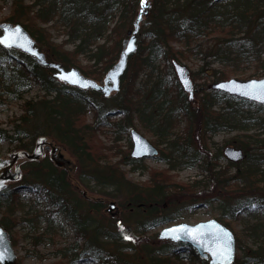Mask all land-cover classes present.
Returning a JSON list of instances; mask_svg holds the SVG:
<instances>
[{"label":"trees","instance_id":"obj_1","mask_svg":"<svg viewBox=\"0 0 264 264\" xmlns=\"http://www.w3.org/2000/svg\"><path fill=\"white\" fill-rule=\"evenodd\" d=\"M6 1L0 0V12ZM9 1H11V11L3 18V21L22 25L36 44L48 48L50 34L42 26L52 22L53 27H63L69 34L68 42H73L75 46L69 52L63 50L62 45L51 42L53 51L59 55L55 58L64 68L76 67L85 76L96 81L102 79L100 74L90 75L89 71L83 69L84 66L77 60L78 55H83L96 66L103 62V68L99 71L105 76L104 74L114 66V61L120 58L124 42L115 41L113 46L109 47V41H106L95 49L91 46L95 41L105 38L109 31L108 23L114 18L113 12L118 10L119 6L122 8L118 21L122 23L123 28L131 27V31L134 30L131 19L132 15L136 14L135 4L132 2L128 5L127 0ZM147 18L149 23L143 26L140 33L138 32L137 50L135 54L131 53L129 56L132 61L128 59L126 69L121 76L123 85L120 94L117 92L106 97L95 91V94L102 98V104L92 99L89 92H83L63 82L59 83L46 71L45 67L38 66L29 55L3 49L0 45V103L5 100H20L24 114L16 119L18 124L13 126L12 135H9L6 130H0V137L7 139L10 143H16L15 149L29 150L31 145L28 146L25 140L32 139V136L42 133V130L47 133L51 129L54 138L60 141V144L66 145L76 156L81 158L85 156L92 163L106 165V170L101 166L98 173L96 170L93 175L84 174L85 179L94 183L95 186H100L102 190H120L124 187L121 185V180L125 179V174L122 171V175L117 174V171L124 160L112 162L111 155L98 154L94 131L98 125L101 127L110 122L109 110H105L107 106L113 105L121 109L124 113L123 121H132L133 112H135L142 127L160 137L161 141L155 142L156 144L167 143L159 160L168 163L172 168L173 165L175 167V163L189 167L200 163L203 166L206 180L194 182L193 188L204 192L213 186L220 190L231 188L241 192V196H235L232 199L226 198L231 194L226 195L224 192H221L220 196H211L218 200L221 219L226 220L225 223L221 222L234 233L236 243L239 244L241 240L232 222L237 220L242 212L252 217H255L258 212H264V167H262L264 154L255 155L251 151L254 144L264 146V138L259 133L235 136L238 143L235 147L241 148L247 159L243 162L228 160L227 168H215L212 162L219 163L225 159L224 152H216L217 155L213 154L216 155L215 157L202 155L194 145L192 122L197 118L196 130L199 129L201 137L208 133L213 135L226 125L233 130L245 132L254 126L264 127V115L259 116L264 114V105L233 98L217 90H211L208 93L205 92L208 87L202 85L198 87L199 94H208L202 95V104L196 110L198 114L193 116L191 102L177 80L171 61L183 62L182 60L191 55H203V57L214 56L216 61H225L224 64L232 65L238 57L246 56L253 61H258L259 68L264 69V59L261 58L264 50V0H230L227 3H219L217 0H155L152 15ZM118 28L119 25L114 29L115 36ZM211 31L216 33L215 42L207 52L202 49V44L192 46L191 40L207 36ZM171 41L183 43L184 50L173 51L170 46ZM187 48H193L195 55L188 52ZM170 55L172 58L169 57ZM161 57L165 61V69H160L157 63ZM105 58L108 59L105 60ZM129 71L130 75L127 74ZM199 71L205 72L204 67H201ZM139 76L144 78L140 80L139 88H135L134 81ZM227 78H229L227 74L215 72L213 81ZM32 86L39 87L43 92L40 99L35 101L25 98ZM220 102L226 105L222 110L217 111L214 107ZM252 108H255L254 114H250ZM88 109L95 111L94 125L86 122ZM182 117L184 120L189 119L184 135L180 131ZM36 123H42V129L37 130ZM25 124L34 125V130L32 131L31 128L26 130L23 126ZM48 162L49 171L45 173L46 176H41L32 170L29 172L30 175H25L23 179L28 180L26 185L30 191L48 188L45 195L49 203L54 206V211H47L45 215L40 214L38 210L34 213L24 212L21 215L18 214V217L15 213L17 214L24 207L14 200V191L5 189L0 192V195L5 196L6 203L0 206V210L5 207L0 224L11 234L13 245L15 240L12 236V228L18 220L27 225L28 231L33 236V243L37 245L46 236L52 241L51 236L55 229L54 217L57 213H63L67 221H70L76 239L66 248L56 250L62 260V263L58 264H186L185 258L193 261L197 259L199 264H208L206 258L185 242L165 239L167 242L164 244H153L150 248L146 246L147 249H142L140 246L133 247L135 238H139L149 229L168 220L164 203L159 204L150 198L152 195H135L130 203L138 209L150 210L149 214L150 212L151 214L164 213L162 218L157 216V218H149V214L141 213L142 219L138 221L140 225L137 228L139 229L137 235L128 229H125L124 234L122 232L111 234L114 231L110 230L101 231V222L90 215V212L101 204L91 200V207L85 209L74 198L75 190H71L70 182L65 181L62 176L58 177L55 174L56 166L50 160ZM130 162H136V160L133 158ZM230 168L235 169L234 173L230 172ZM128 183L131 184V182ZM156 184L158 189L154 191V194L157 193L156 195L160 197L164 193V189L160 187L162 182L157 181ZM209 203L211 204L212 200H209ZM42 223H46V230L39 234V226ZM129 232L132 234L131 239H126L125 235H130ZM251 234L256 238L264 235V221L251 224ZM103 236L108 240H105ZM263 263L264 241L242 258L237 257L235 262V264Z\"/></svg>","mask_w":264,"mask_h":264},{"label":"rangeland","instance_id":"obj_2","mask_svg":"<svg viewBox=\"0 0 264 264\" xmlns=\"http://www.w3.org/2000/svg\"><path fill=\"white\" fill-rule=\"evenodd\" d=\"M140 1L141 0H127L128 5L132 4V2L135 4L136 14L132 15V19H131L132 25L139 11ZM154 1L155 0H149V2L151 3V9L149 12L150 17L152 15V7ZM217 1H219V3H227L230 0H217ZM26 2H30V0H26ZM10 4L11 1L9 0L5 2V5L3 6L2 11L0 12V23L3 22V18L7 16L11 11ZM121 8L122 7L119 6L117 8L118 10L113 12L114 18L108 23L109 31L106 33L105 38L95 41L94 45L91 46V48L95 49L96 46L103 45L104 43H106V41H109V43L108 42L107 43L109 47H111L113 46V42L115 41L124 42V40L129 37V34L132 32L131 27L123 28L122 23L118 21V16L121 12ZM149 15L144 17L143 21L141 22L139 33L143 28V26L149 23L147 20L148 19L147 17ZM51 24L52 22L44 24L42 26L46 28L48 33L51 35V36L49 35V48L40 44H37V46L45 53L48 62L57 63L60 64V66H62L59 60L55 58L59 55L53 51V45L51 44V42L56 45H62V49L69 52L73 50L75 44L73 42H68L69 34L66 32V30L63 27H53V25ZM118 25H119L118 28L119 30L117 32V35L115 36L114 29ZM139 33L137 34V36L139 35ZM215 36L216 33L211 31L209 34H207V36H204L202 38H196L195 40H191V42H193L192 46H196L197 44L199 45L202 44L203 45L202 49L205 52H207V50L210 47H212V45L214 44ZM107 37L110 39L108 40ZM183 45H184L183 43L180 44L179 42L176 41H171L170 43V46L173 51L184 50ZM192 50L193 48L191 49L187 48L188 52L194 53L195 55V52ZM169 57L172 58L171 55ZM261 58L264 59V50L261 55ZM106 59L108 58H105V60ZM77 60L80 62L82 66H84L83 69L90 72V75H95L99 73L100 76L102 77V79L99 82H102L104 76L102 72L99 70L103 68V62L99 63V65L96 66L95 63H93L83 55H78ZM216 60L217 59L214 56L203 57V55L200 56L191 55L187 59L182 60L183 62H181L182 64H185L189 68L194 85H196L194 100L190 101L191 107L194 110L192 111L194 112L193 116L198 114L196 110L202 104L201 103L202 95L210 93L211 89L209 88L214 83L213 79L215 77V72H223L227 74L229 78H237L241 80H248L252 78L259 79L264 77V69L259 68L258 61L255 60L253 61L251 60L250 57L240 56L236 59L235 62H233L232 65L224 64L225 61L220 62ZM117 61L118 60L114 62L116 63ZM129 61H132V58H129ZM157 63L159 64L160 69L166 68L165 61L162 57L158 60ZM201 67H204L205 72L199 71ZM70 68L73 67L69 66L68 68L65 69H70ZM46 71L53 76L55 70L46 68ZM254 71H256L255 74H252V72ZM127 74L130 75V71ZM143 78L144 76H139L138 78L135 79L134 81L135 88H139L140 80ZM55 79L59 83L62 82L58 80L56 77ZM122 85L123 83L121 84L120 82V89L118 91L119 92L118 94H120L121 92L120 90L122 89ZM202 85L204 87H208V89L205 91L208 93L199 94L198 87ZM88 94L98 104L103 103V101H101L102 98L97 96L95 92L91 91ZM42 95L43 92L40 91L39 87L32 86L30 92L25 96V98L26 100L35 101L37 99H40ZM186 96L188 97L187 94ZM21 103L22 102L20 100L18 101L5 100L0 103V130H6L9 135H12L11 130L13 129V126L15 124H18L16 119L24 115L23 110L21 109ZM225 105L226 104L220 102L215 105L214 109L220 111ZM106 109L109 110L108 117L110 122L105 124L104 126L101 125V127L98 125V128L95 129L94 131V135H95L94 140L96 142V150L98 154H102L106 156L111 155L112 162L120 161L121 159L124 160L120 163L119 169L117 171V174L118 173L121 174V171L122 173L125 174V179L122 178L121 180V185L124 187H122V189L120 190L117 189L116 190L110 189L107 191L102 190L100 186H95L94 183L89 182L87 179H85L84 174L90 176L93 175L96 172V170L98 173L99 168H101V166L106 170V165L102 163H101L102 165L101 164L97 165L96 163L90 162V160L86 159L85 156L82 158L76 156V154L72 150H69L66 145L60 144V141L54 138V133L51 131V129L47 133L43 132L42 130V133L34 135L32 136L33 137L32 139H27L24 141L28 144V146L31 145V148L29 149L30 151H32L33 148L35 147L36 139L39 136L48 137L49 142H52L54 143L55 146L59 147L60 154L62 156L64 155L65 159L70 160V164L68 165L67 168H62V167L59 168L56 166L57 169L55 174L58 177L62 176L65 181L70 182L71 190L72 191L75 190L73 191L75 197L74 196L72 197L76 198L78 202H80L85 209H89L91 207V203H90L91 200H94L95 202L101 204V206H99L98 208H94L93 211L90 212L91 216L96 217L101 222L102 224L101 231L106 232V230H110V231H114L111 234H114L116 232L117 233L122 232L124 234L126 232L125 229L126 230L128 229L130 232L132 231L131 233L137 235L139 230L137 228L140 225L138 221L142 219L141 213L149 214L150 210L138 209L134 204L130 203V201L133 199L132 197H135V195H139V196L152 195L150 198H153V200H155L159 204L164 203V206L166 208L165 213L168 216V220L157 227H153L149 229L139 238L138 237L135 238L133 240L134 242L133 247L140 246L142 249H145L146 246L147 248H150L151 245L153 244H158V243L164 244L165 242H167L166 240L170 241L171 240L170 238L160 237L162 230L180 223L195 225L199 222L208 221L210 219H216L218 221L220 220L219 222L224 221V223L226 222L225 219L224 220L221 219L222 214H221V208L219 207L218 204L219 203L218 200L211 198V196L212 197L220 196V193L224 192V194L226 195L231 194L229 196H226V198L232 199L235 196L236 197L241 196L242 195L241 192L235 191L231 188L220 190L217 189L216 187L213 188V186H211L209 189L205 190L204 192L199 191L195 187L193 188L192 186H194V182L197 181L205 182L206 180L205 178L206 173L203 172L204 168L203 166L200 165V163L193 167H189L186 165H177V163H175V167L174 165L173 168L170 167L168 163L159 160V157L161 156V152L162 150H164L165 144L167 143H161V145L156 144L155 142L161 141L160 137L156 136L153 131L150 132L146 131L142 127V124L139 122V118L135 112H133L132 121H123L122 119L124 113L117 106L114 107L113 105L110 107L107 106L105 107V110ZM254 112H255V108H252L250 110V114H254ZM263 115L264 114H259L260 117H262ZM182 119L183 120L182 123L180 124V131L184 135L185 129L186 127H188L189 119L186 118V120H184V117H182ZM95 120H96L95 111L92 109L90 110L88 109V112L86 113L87 124L94 125ZM196 121L197 118L193 119L192 126H194V130L191 129V131H193L192 136L195 140L194 143L195 148H197V150L201 152L202 155H206V156L210 155V157L212 155V157H215L217 155L216 152L218 151L224 152L225 148L228 146L235 147V145H238V143H236L235 136L240 134L242 135L244 133H259L261 137L264 138V127L254 126L250 130L242 132V131L233 130L228 125H226L225 128L214 133L213 135L208 133L206 135H202L201 137L198 131L199 129L196 130V126H197ZM36 125H38L37 130L38 128L42 129L43 126L42 123H36ZM23 126L26 128V130H30V128L32 129V131L34 130L33 129L34 125L32 124H27V125L25 124ZM131 129L137 130L158 149L159 152L156 158L154 156L144 157L140 159H135L136 162H130V159H133L131 158L132 157L131 153L133 148L132 142H130ZM53 138L56 140H54ZM226 143H230V144H226ZM15 145L16 143L14 142L10 143L7 139L0 137V157L8 156L9 152L17 150L15 149ZM253 146L254 147L251 149V151L255 155L264 154V151H262L264 149V146L255 145V144ZM213 154L216 155L214 156ZM245 159H247L246 154L244 159L238 162L241 161L243 162ZM48 160H50L54 164L53 160H51L49 152L47 153V155H45L42 159L38 161L21 162L22 177L24 178V176L28 175L29 172L32 170L34 173H38L41 174V176H44L45 173L49 171L47 166L49 163ZM184 160L186 161L187 159ZM212 166H215V168H219V167L227 168L228 160L225 158L219 161V163L213 161ZM262 167H264V164L262 165ZM234 171H235L234 168H230L231 173H234ZM23 178H21V180L17 183L10 181L7 184V187L5 188L6 190L14 191V196H13L14 200L22 204L24 207L17 214L15 213V215L19 217V215L23 214L24 212L34 213L37 210L39 211L40 214L45 215L47 211H51V212L54 211V206L51 205V203H49L48 201L49 199L45 195L47 194L46 192L48 188L36 190L35 192L30 191V189L26 185V183H28V180H25ZM157 181L162 182L160 187L164 189V193L160 195V197L156 195L157 193L154 194V191L158 189V184H156ZM128 182H131V184H129ZM209 200H212L211 204L209 203ZM0 203H1L0 206L6 204L4 195H0ZM112 203L116 205V209L110 211L109 206ZM84 208H82L83 211H85ZM4 209L5 207H2V210H0V220L4 216L2 215V211L5 212ZM163 215L164 213H160V212L159 213L154 212L152 214L150 212L148 217L162 218ZM54 220H55V227H54L55 229L51 236L52 241H50L46 236L45 238H42L41 243L37 245L33 243L32 240L33 236L28 231V227L26 224L18 220V222L13 226L12 236L15 240L14 250L17 256L18 264L62 263V260L60 259V256L56 252V250L61 248L64 249L67 246L73 244L76 239V236L72 228V225L69 220L67 221L65 214L57 213V215L54 217ZM118 221L119 224L117 223ZM257 221H264L263 211L255 214V217L248 216L245 212H242L240 213L238 219L232 222V226L234 227L235 231L237 232L241 240L239 244L236 243L237 257L242 258L245 254H247V252L250 253L251 250L257 248L264 241V235H262L260 238H256L254 237L255 235L251 234V224ZM113 223L114 225H112ZM38 224L39 223L37 222V226ZM45 230H46V223H42L39 226L38 233L39 234L43 233L45 232ZM131 233L130 235H125V236L131 237L132 235ZM104 237L105 236H103V238ZM64 260L66 261V259ZM184 260L186 264H199V261L197 259H194L193 261L190 260L189 258H185ZM206 260H208V264H209L210 259L206 258Z\"/></svg>","mask_w":264,"mask_h":264},{"label":"water","instance_id":"obj_3","mask_svg":"<svg viewBox=\"0 0 264 264\" xmlns=\"http://www.w3.org/2000/svg\"><path fill=\"white\" fill-rule=\"evenodd\" d=\"M150 9L151 3L149 0H143V2L142 0L140 1V10L134 20V30L132 37L129 41H124V48L121 52L120 58L118 62L106 73L104 85H100L95 80L85 77L77 68L73 67L66 70L60 66V64H51L48 62L46 60L45 53L39 51L38 47L35 46V40L20 24L12 25L7 22L0 23V29L2 30V34H0V40H3L5 37H9L11 46H8L6 43H0V45L3 47L20 49L23 52L38 59V61H40L43 65L48 64L49 66L56 68L57 72L54 74V76L61 79L65 83H68L69 85H74L81 89H107L106 94H109L111 91H117L120 87V77L126 68L128 57L131 52L137 49V45L135 43L136 34L144 17L149 14ZM5 29H7V31H5ZM16 29H19V33H16ZM14 33L16 34L13 35ZM127 42L129 43L127 47H125ZM172 65L182 89L188 94V99L193 101L195 95V85L190 75L189 68L185 64L179 63L176 60H173ZM252 82H256L257 87H259L260 84H264V77L259 79L252 78L248 80L229 78L227 80L214 82L211 85V88L213 90H219L221 92L227 93L230 96L264 105V102H261L260 100L241 94L242 91L248 90L246 86L251 85ZM221 85H224V87H220ZM131 138L133 142L131 156L133 158L140 159L144 157H152L157 154V148L137 130H131ZM48 150H50V157L51 160H53L55 166L59 168L68 167L70 160L65 159L64 155L62 156L60 154L59 147L55 146L54 143L49 142L48 137L39 136L36 139L35 147L32 151L17 149L9 152L8 156L0 157V191L4 190L10 181L16 182L22 178L21 162L38 161L47 154ZM224 155L232 162H238L245 157L242 149L230 146L225 148ZM115 208L116 205L114 203L110 204V211ZM173 229L177 231H171ZM184 229H199V233L184 231ZM225 233L227 236L224 235ZM215 235L220 236L221 239L219 241L216 240ZM176 236L179 238H174ZM193 236H196V239H193ZM160 237L170 238L175 242L187 243L201 256L204 258H209V264H234L236 260L237 246L235 235L228 227L216 219L199 222L195 225H189L187 223L173 225L162 230ZM218 244H223L227 249L224 255L213 254L212 250L217 248ZM0 255L4 257L3 259H0V264H18L17 256L11 240V235L1 225Z\"/></svg>","mask_w":264,"mask_h":264},{"label":"snow or ice","instance_id":"obj_4","mask_svg":"<svg viewBox=\"0 0 264 264\" xmlns=\"http://www.w3.org/2000/svg\"><path fill=\"white\" fill-rule=\"evenodd\" d=\"M142 2H143V0H142ZM5 31H7V29H5ZM16 33H19V29H16ZM16 33H14L13 35H15ZM0 43H6V44H8V46H11V42H10L9 37H5L3 40H0ZM220 87H224V85H221ZM246 87L248 90L242 91L241 94L246 95V96H250L251 98H254V99L260 100L261 102H264V84H260L259 87H257L256 82H252L251 85H248ZM171 231L175 232L177 230L173 229ZM184 231L199 233V229H192V230L184 229ZM224 235L227 236L226 233ZM174 238L178 239L179 237L176 236ZM126 239H131V238L126 237ZM193 239H196V236H193ZM215 239L219 241L221 238H220V236L215 235ZM212 251H213V254H215V255H224L225 252L227 251V249L224 247L223 244H218L217 248L213 249ZM3 258L4 257L2 255H0V259H3Z\"/></svg>","mask_w":264,"mask_h":264},{"label":"flooded vegetation","instance_id":"obj_5","mask_svg":"<svg viewBox=\"0 0 264 264\" xmlns=\"http://www.w3.org/2000/svg\"><path fill=\"white\" fill-rule=\"evenodd\" d=\"M0 34H2V30H0ZM126 45H128V43L126 44ZM35 46L36 47H38L36 44H35ZM3 49H5L4 47H2ZM7 49H9V50H12V51H18V52H21V53H24V54H27V53H25V52H23L22 50H20V49H13V48H7ZM38 49H39V51H42L39 47H38ZM27 55H29L31 58H32V60L38 65V66H41V67H45V68H52V69H54L52 66H49L48 64H46V65H43L40 61H38V59H36L35 57H33L32 55H30V54H27ZM47 60V59H46ZM51 63V62H50ZM51 64H53V63H51ZM55 71H54V73H53V75L57 72V70L56 69H54ZM85 77H87V76H85ZM89 78V77H88ZM92 79V78H91ZM94 80V79H93ZM104 80H105V77H104V79L102 80V82H99V81H97L98 82V84H100V85H104ZM96 81V80H95ZM68 84V83H67ZM69 85V84H68ZM110 85H111V83H110ZM69 86H72V85H69ZM73 87H75V86H73ZM81 91H83V92H95V91H97V92H100V93H102L104 96H111L112 94H116L117 93V91H111L109 94H106V90L107 89H104V90H95V89H91V88H89V89H80ZM119 91V90H118ZM132 130V129H131ZM131 130H130V132H131ZM130 137H131V135H130ZM130 142H132V138H130ZM132 147H133V142H132ZM50 150H48L47 151V153L49 152ZM47 155V154H46ZM156 156L157 155H155L154 157L156 158ZM116 209V208H115ZM118 223V222H117ZM119 224V223H118Z\"/></svg>","mask_w":264,"mask_h":264}]
</instances>
